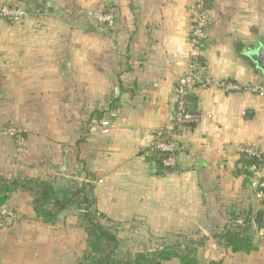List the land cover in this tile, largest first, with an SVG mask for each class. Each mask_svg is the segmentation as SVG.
I'll return each mask as SVG.
<instances>
[{"label":"crops","instance_id":"obj_1","mask_svg":"<svg viewBox=\"0 0 264 264\" xmlns=\"http://www.w3.org/2000/svg\"><path fill=\"white\" fill-rule=\"evenodd\" d=\"M5 1L28 15L20 23L0 18V176L55 189L85 184L118 257L191 242L197 264H264L263 230L250 252H233L220 237L264 209L235 149L249 144L264 153V96L198 87L188 102L200 121L171 124L172 89L193 54L195 0ZM203 1L210 22L200 77L262 81L248 52L264 48V0ZM99 7L113 12L112 27L82 14ZM162 128L173 132L176 164L158 174L148 151ZM4 207L14 216L0 229V264H88L79 208L48 223L25 190Z\"/></svg>","mask_w":264,"mask_h":264},{"label":"trees","instance_id":"obj_2","mask_svg":"<svg viewBox=\"0 0 264 264\" xmlns=\"http://www.w3.org/2000/svg\"><path fill=\"white\" fill-rule=\"evenodd\" d=\"M150 159L154 161L158 174L171 169L162 164V155L158 152L152 153ZM254 162L255 159L241 157L239 172L248 174L244 166ZM17 190L29 193L36 215L48 223H53L61 210L72 205L81 210L82 224L86 232V250L82 260L88 264H161L173 258L178 259L181 264H197L196 249L190 246L191 242L184 247L173 245L153 252L118 257L116 236L92 209V201L83 183L72 180L66 186L55 189L50 184L37 180L21 177L6 179L0 176V208L4 207L10 195ZM260 230L264 231V209L257 210L253 215L246 214L242 223L230 225L220 237L233 252H250L256 248L253 243L254 232ZM209 264L221 263L211 261Z\"/></svg>","mask_w":264,"mask_h":264},{"label":"built area","instance_id":"obj_3","mask_svg":"<svg viewBox=\"0 0 264 264\" xmlns=\"http://www.w3.org/2000/svg\"><path fill=\"white\" fill-rule=\"evenodd\" d=\"M82 14L99 24L112 27L115 22L114 14L105 7L90 10H83ZM28 15V10L21 4L11 1L0 3V18L10 23H20ZM210 22L209 11L203 0H195L193 4V17L189 27L190 42L192 44V58L186 72L179 75L172 89L173 105L171 107L172 125L178 129L181 126L195 125L200 121L201 115L198 111L190 109L186 96L198 87L215 85L225 92H250L259 96H264V79L259 82L240 84L233 80H209L202 79L200 72L196 68L199 54V42L204 40L205 30ZM107 122L101 123V131L106 132ZM6 133L13 135L18 144L22 139L14 128H9ZM173 132L169 129H159L155 132L148 153L151 155L158 152L162 155V164L165 167L173 168L176 164V141L173 139ZM236 152L241 157L255 159L256 162L244 166L248 171L246 174L249 186L254 190V197L264 201V189L259 186V180L264 170V153L249 144H239ZM14 216V213L6 207L0 208V229L4 226L5 220Z\"/></svg>","mask_w":264,"mask_h":264},{"label":"water","instance_id":"obj_4","mask_svg":"<svg viewBox=\"0 0 264 264\" xmlns=\"http://www.w3.org/2000/svg\"><path fill=\"white\" fill-rule=\"evenodd\" d=\"M198 46H199V49H203L204 42L200 41ZM248 56L254 62L257 69L264 71V48L257 47L255 49H252L251 51L248 52ZM191 98L192 96L190 94L186 96V99L188 101H190ZM258 184L260 187H264V170L262 171V177L260 178ZM8 219L9 218H7L5 222H7Z\"/></svg>","mask_w":264,"mask_h":264}]
</instances>
